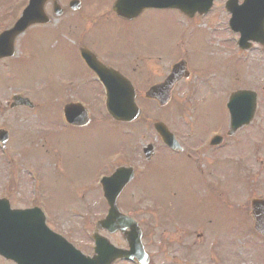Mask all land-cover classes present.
I'll return each instance as SVG.
<instances>
[{"label":"rangeland","instance_id":"obj_1","mask_svg":"<svg viewBox=\"0 0 264 264\" xmlns=\"http://www.w3.org/2000/svg\"><path fill=\"white\" fill-rule=\"evenodd\" d=\"M26 1L0 0V30L12 23ZM58 2L66 10V15L55 19L47 28L62 25L71 16L65 6L66 0H58ZM96 4L98 3L91 0H82L84 11L81 14L83 15L85 10L98 8ZM47 7L48 4L45 8L46 12ZM49 12L47 13L52 17ZM200 23L202 21L197 19L185 18L173 8H161L146 10L143 16L132 24L116 19L107 26L105 41L110 53L117 50L118 53L122 52L129 56L136 49L140 52L150 49L151 53L161 56L159 61L154 58L142 60L140 67L144 71L143 87L150 80L156 79L159 72L167 70L178 58H185L191 71L187 80L176 85L170 102L162 108L153 101H146L141 91L137 97L142 109L140 118L134 123L123 125L126 127L121 126L119 122L103 119L104 105L101 103L100 111L97 110L99 98L92 89L86 92L87 89L82 90L73 85L71 89L64 91L59 79L64 76L72 78L74 73L83 70L79 62L81 59L70 46L72 42L69 41L70 44L66 41L69 38L65 40L63 37L51 34L34 36L28 33L23 41V35L18 36L15 56L5 59L9 61H0V127L7 128L10 132L6 146L8 157L5 158L0 150V194H8L12 206H25L30 203L40 205L46 213V222L50 227L62 233L87 253L86 240L83 242L82 233L77 234L80 229L74 228L73 224L94 222L104 213L102 206L104 207L105 204L100 199V189L93 186L100 176L110 170L111 156L115 155L116 149L127 144L123 149L130 151L132 161L138 162L139 167L142 166L145 159L140 152L141 147L148 142H156V134L152 127L155 119L165 121L169 127L175 128L181 137L183 132L189 131L188 129L192 130L190 138L206 129L205 137H207L208 134L211 135L214 127L221 125L222 132L225 133L228 126L225 102L229 93L236 88H253L258 93V106L254 117L249 126L239 128L228 137V148L234 143L237 144L235 147L237 152L230 154L232 157L244 155L249 146L255 154H259L264 149V51L251 50L249 54L246 53L244 60H241L233 51L230 52V48L225 45L222 48L224 32L222 34L209 32L206 28L200 27ZM23 44L26 51L23 50ZM176 51L179 52L174 54ZM172 53L174 55L166 59ZM99 54H102V51ZM145 62L149 67H144ZM194 75H198L197 82L192 80ZM194 85L197 87L193 90ZM192 90L193 95H188ZM14 92L28 96L37 108L9 109L7 102ZM69 97L79 98L87 106H91L93 121L88 125L89 127L77 128L58 123V108L68 101ZM189 123L195 126L192 127ZM193 130L196 132L194 133ZM39 135L42 138L45 136L48 144H40ZM21 136L22 140H25L24 150L27 154L20 156L15 172L18 181L10 190L6 181V176L10 175V171L6 172V160L10 159V152L15 153L18 160L19 148L16 143L17 140L20 141ZM11 138L16 141L11 142ZM35 140L39 141L42 150L46 152L43 159L39 155V150L37 151L39 144L37 141L35 143ZM228 152L231 153L230 150ZM248 154L250 150L247 151ZM121 161L123 159L119 158L115 163ZM234 163L231 165L234 167V172L237 167L238 181L237 179L235 181H237L236 187L242 190L240 197L243 198L245 192L243 188L247 186V183L243 185L247 173L246 165L251 168L247 175L249 179L259 183L254 186V194L259 195V189L264 193V183H262L264 170L257 169L255 173H251L259 167L264 169L262 164L264 162L260 160L253 162V159L247 162L240 159L238 163ZM35 176L42 178L40 188L41 198L46 201L44 203L39 202L36 189L34 192L28 189V183L31 184L32 177L35 180ZM171 179L161 173L140 172L124 189L119 199L124 211L129 213L132 211L136 218L142 219L141 222L145 223L146 228L148 227L146 241L152 240L154 225L164 224L150 221L163 220L160 216L172 218V213L177 208L176 206L168 210L167 207L170 194L167 181ZM189 179L185 177L175 180L177 194L173 197V201L176 197L183 196L185 182ZM139 191L149 197L148 200L157 197L161 202L165 201L161 213L156 210H144L143 207L147 208L149 202L140 195ZM244 201L247 203L248 198L245 197ZM88 202L89 211L86 208ZM134 203L138 205L135 206ZM73 228L74 232L71 230ZM0 264L14 263L0 257Z\"/></svg>","mask_w":264,"mask_h":264},{"label":"flooded vegetation","instance_id":"obj_2","mask_svg":"<svg viewBox=\"0 0 264 264\" xmlns=\"http://www.w3.org/2000/svg\"><path fill=\"white\" fill-rule=\"evenodd\" d=\"M91 1L98 3L95 5L98 8L85 10L83 15H75L82 10L73 11L74 17L79 22L87 23L86 25L78 24L76 19L72 20V24H67L70 19H66L65 25L59 32H64L75 40L77 53L80 46H86L97 54L103 65L114 67L128 77L138 95L151 84L147 85V82L144 87L142 84V69L139 64L141 60H137L141 52L136 49L129 56L122 52L118 53L117 50L110 53L105 42L107 26L116 19L127 24L137 22L138 19L130 20L119 17L112 9L115 0ZM240 1L237 0L236 3L239 4ZM225 2L226 0H211L207 11H203L202 8L196 9L190 18L203 21L207 28L215 31L227 30L229 14L225 9ZM107 5L109 8H105ZM47 8L51 9L49 3ZM146 10L149 9L143 10L141 16ZM62 15H66V10ZM97 49L102 51L101 55ZM79 62L83 70L72 75L74 85L82 90L87 89L86 92L92 89L94 94L104 96V89L95 73L86 66L84 60H79ZM166 72H159L158 77L152 83L161 81ZM171 94H173V89ZM176 135L179 137L177 139L182 149H173L156 136L152 155L142 164L144 172L161 173L172 178L167 182L170 192L169 204L177 206L172 213V218L150 221L164 223L153 226L151 241H146L145 235L149 232L148 227L145 230V223L139 222L143 227V240L150 256L148 264H264V235L254 229L249 215V200L247 203L244 201L245 197L250 199L258 196L254 194V186L259 183H255L254 179L251 181L247 176L245 179L247 186L243 188L245 192L241 198L242 190L236 187L237 171L234 172V167L231 165L234 162L238 163L240 159L247 162L253 159L254 162L256 158L254 151L249 146L244 155L230 156L237 152L235 143L228 148V136L230 135L223 136L217 145L210 144V137L190 138V132L184 133L182 138L178 133ZM248 150L250 154L247 155ZM126 155L124 150L122 157ZM41 158H43V152H41ZM250 169L246 165L247 173ZM251 173L254 172L251 171ZM185 177L190 179L185 182L184 197L178 196L172 201L177 194L175 180ZM155 204L162 207L158 199ZM180 204L182 205L179 206ZM128 231L129 228L125 227L126 234ZM104 232L110 237L115 235V239H112L115 244L127 247L122 233ZM113 264L138 263L131 259H121Z\"/></svg>","mask_w":264,"mask_h":264},{"label":"water","instance_id":"obj_3","mask_svg":"<svg viewBox=\"0 0 264 264\" xmlns=\"http://www.w3.org/2000/svg\"><path fill=\"white\" fill-rule=\"evenodd\" d=\"M44 1L45 0H29L28 5L22 11L21 17L14 23V25L10 29L0 33V58L11 56L14 53V40L16 36L22 33L27 26L33 23H43L48 21L47 17L43 12ZM178 1L179 0H169L167 2H163L162 4L175 5L184 8L183 5H181V3H179ZM53 4L54 13L59 14L60 9L59 6L55 3V0L53 1ZM70 4L73 8H77L78 6V3L75 1H71ZM136 4V0H125V6L123 7L122 11H120L118 8H115V6L114 8L116 9L118 15L131 18L135 16L139 11L138 9H140V6H136ZM248 35L249 33H242L243 38H246ZM84 58L85 60L93 59V57L88 55H84ZM187 74L188 73L186 70V62L184 60L176 62L175 64H173L171 71L167 75L165 80L158 85L151 86L146 92V96L157 99L160 105L165 104L169 99V92L173 84L182 76H187ZM123 86L125 87V85ZM125 95L126 96L124 97H116L113 96V94H109L106 99V106L108 108L109 113L117 120H133L138 116L139 113V109L134 103L133 96H130L129 93ZM21 104L32 106V103L27 98H22L20 96L14 97V102L11 104V106ZM77 107L80 106L73 103L65 105L64 109L67 119L73 124L81 125L87 123L88 119L84 117L85 112L81 113L77 109ZM227 107L230 114L229 133H231L240 125L249 122L255 107V93L251 90H238L236 92H233L229 96ZM81 114H84V116L81 117ZM155 127L163 135L164 140L168 144L172 146L176 145L174 137L172 136V134L167 133L163 123L157 122L155 123ZM0 138L2 139L4 144L7 138L6 131L0 130ZM220 139V136H215L212 139V143H217L218 141H220ZM130 171L131 170L127 169V172L125 174H122V178L125 177L127 174L129 175L124 180H120L122 178H119L122 170L116 171L112 176L108 178H102L101 181L103 187V194L109 204V209L106 217L99 221L100 223L104 222L105 224V222H110L112 218L115 221L121 219H129V217L119 212L116 204V199L124 184L132 177ZM118 183H121V186L117 185ZM251 206V214L254 219L255 226L258 229H264V199L252 200ZM8 222H24L25 226L28 225L27 222H36L34 225L29 226V230L35 237L43 238L46 236V253L49 257L52 258L53 264H108L109 260L111 261L114 257H116L115 252L112 253L111 258H107L106 260H104V258L100 257L99 255L94 256L92 258H88L82 255L79 251L73 249L72 246L68 244L63 238L56 234H52V232L48 230V228L44 224L43 213L37 208L24 210L15 209L10 211L6 209V213L0 214V227L6 226V223ZM0 230V235L4 236L1 237L2 241H5L8 238L6 236L13 235L12 231H7L4 229ZM27 238L32 241L36 240L31 235ZM21 239V237L17 236L14 240L19 241ZM51 242H57V245L51 246L49 244ZM97 243L99 245L98 249L100 250L101 243L103 242L98 240ZM130 243L134 245V248L140 247L141 245L138 237L137 240L130 241ZM11 249L18 250V248L16 247H12ZM1 250V254L6 257H9L8 254L2 252L3 250ZM34 252L36 254L34 258L30 260L27 259L28 261L26 262L16 259L17 262L20 264H45L44 258L46 253L42 251V253L39 254L38 246L36 247Z\"/></svg>","mask_w":264,"mask_h":264}]
</instances>
